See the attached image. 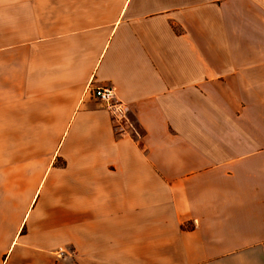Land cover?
Returning <instances> with one entry per match:
<instances>
[{
    "label": "crops",
    "instance_id": "0c3cea01",
    "mask_svg": "<svg viewBox=\"0 0 264 264\" xmlns=\"http://www.w3.org/2000/svg\"><path fill=\"white\" fill-rule=\"evenodd\" d=\"M0 264H264V0H0Z\"/></svg>",
    "mask_w": 264,
    "mask_h": 264
},
{
    "label": "built area",
    "instance_id": "2783aa9c",
    "mask_svg": "<svg viewBox=\"0 0 264 264\" xmlns=\"http://www.w3.org/2000/svg\"><path fill=\"white\" fill-rule=\"evenodd\" d=\"M91 92L99 101L104 103L111 113L115 125L120 128V126L127 121L129 105L125 101L119 99L114 89L111 87H94L91 88ZM60 252L63 253L64 249L61 248Z\"/></svg>",
    "mask_w": 264,
    "mask_h": 264
}]
</instances>
